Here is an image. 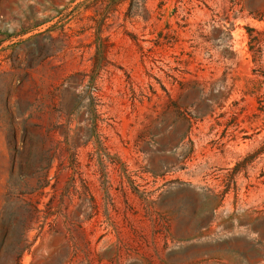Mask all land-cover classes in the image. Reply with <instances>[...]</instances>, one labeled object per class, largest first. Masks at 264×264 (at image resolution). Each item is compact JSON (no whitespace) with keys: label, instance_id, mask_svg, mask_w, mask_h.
<instances>
[{"label":"rangeland","instance_id":"rangeland-1","mask_svg":"<svg viewBox=\"0 0 264 264\" xmlns=\"http://www.w3.org/2000/svg\"><path fill=\"white\" fill-rule=\"evenodd\" d=\"M249 28L264 0H0V264H264Z\"/></svg>","mask_w":264,"mask_h":264},{"label":"trees","instance_id":"trees-1","mask_svg":"<svg viewBox=\"0 0 264 264\" xmlns=\"http://www.w3.org/2000/svg\"><path fill=\"white\" fill-rule=\"evenodd\" d=\"M248 34L250 37V51L253 53L254 56V62L257 63L258 61H260L262 59V45L264 43V32H259L255 29L249 28L248 29ZM262 76L264 77V72L262 73ZM258 111H260L261 113H264V95L260 96L258 98ZM55 161V157L52 156L51 160H50V164L47 166V175H46V180L45 183L43 185H41V189L42 188H46L47 186L50 185V180H49V171L52 168V165ZM38 203L36 206H33V210L30 212V214H34V213H38L40 212L39 207H38Z\"/></svg>","mask_w":264,"mask_h":264}]
</instances>
